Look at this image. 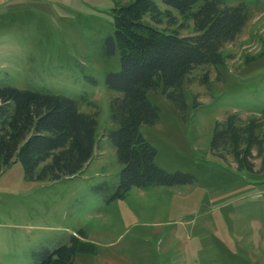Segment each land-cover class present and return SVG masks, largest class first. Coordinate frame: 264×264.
I'll return each mask as SVG.
<instances>
[{"label": "rangeland", "instance_id": "rangeland-1", "mask_svg": "<svg viewBox=\"0 0 264 264\" xmlns=\"http://www.w3.org/2000/svg\"><path fill=\"white\" fill-rule=\"evenodd\" d=\"M132 1L0 3V87L69 97L98 121L94 156L77 176L31 181L20 162L0 174V264H37L35 252L68 244L80 229L97 252L77 254L73 264H264V0L229 2L246 3L248 21L223 48L222 64L186 76L184 118L161 88L148 93L160 121L141 131L157 149L156 164L195 182L116 198L123 165L106 134L117 128L110 104L121 93L106 77L120 70L121 55L106 57L103 44L114 35L116 5ZM180 31L194 35L192 21ZM233 114L260 123L263 153L254 148L253 172L231 151L222 159L210 149L215 125Z\"/></svg>", "mask_w": 264, "mask_h": 264}, {"label": "trees", "instance_id": "trees-1", "mask_svg": "<svg viewBox=\"0 0 264 264\" xmlns=\"http://www.w3.org/2000/svg\"><path fill=\"white\" fill-rule=\"evenodd\" d=\"M231 0H133L113 10L114 35L103 44L104 55L120 53L121 68L109 72L108 89L121 93L111 100V119L116 129L106 137L115 145L123 165L116 198L132 188L190 185L195 177L182 172L169 173L156 164L157 149L141 129L160 121V108L148 93L162 89L184 118L188 103L183 83L195 68L223 63L222 50L236 40L249 17L246 3ZM191 20L194 35L181 34L184 22ZM149 18L152 23L145 21ZM230 115L217 123L211 151L225 159L231 151L240 169L253 172V150L263 153L257 131L259 121L240 122ZM96 115L79 109L77 101L43 91L0 87V174L20 162L31 181H61L80 174L92 160L97 138ZM264 169V159H263ZM80 229L69 243L53 250L35 252L37 264H73L77 254H96L95 244Z\"/></svg>", "mask_w": 264, "mask_h": 264}, {"label": "crops", "instance_id": "crops-1", "mask_svg": "<svg viewBox=\"0 0 264 264\" xmlns=\"http://www.w3.org/2000/svg\"><path fill=\"white\" fill-rule=\"evenodd\" d=\"M8 0H0L1 4H4L5 2H7Z\"/></svg>", "mask_w": 264, "mask_h": 264}]
</instances>
